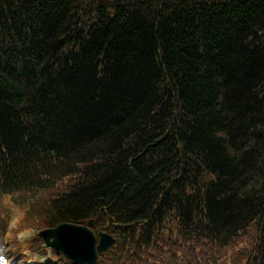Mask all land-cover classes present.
I'll return each mask as SVG.
<instances>
[{
    "label": "trees",
    "instance_id": "obj_1",
    "mask_svg": "<svg viewBox=\"0 0 264 264\" xmlns=\"http://www.w3.org/2000/svg\"><path fill=\"white\" fill-rule=\"evenodd\" d=\"M7 201L94 264H264V0H0V262L45 257Z\"/></svg>",
    "mask_w": 264,
    "mask_h": 264
},
{
    "label": "water",
    "instance_id": "obj_2",
    "mask_svg": "<svg viewBox=\"0 0 264 264\" xmlns=\"http://www.w3.org/2000/svg\"><path fill=\"white\" fill-rule=\"evenodd\" d=\"M90 225L94 222L90 221ZM47 246L54 247L58 252H63L76 264H90L98 259L106 249L112 246L116 240L114 237L100 233V242L94 232L85 225L61 224L55 228L41 232Z\"/></svg>",
    "mask_w": 264,
    "mask_h": 264
},
{
    "label": "rangeland",
    "instance_id": "obj_3",
    "mask_svg": "<svg viewBox=\"0 0 264 264\" xmlns=\"http://www.w3.org/2000/svg\"><path fill=\"white\" fill-rule=\"evenodd\" d=\"M5 206V209L10 213V225L11 227H13L15 224H19V226L16 227L15 229V232L13 234H16L17 235V239L20 237H24V235H20L19 233L20 232V226L22 225L23 221H24V218L27 214V208L25 209L24 207L20 206V205H17V204H14L13 202H5L4 204ZM35 219V218H34ZM2 223V220L0 218V224ZM43 222H34L31 223L32 227L28 229V231H36V230H39V228H41ZM1 227V226H0ZM27 237H25L26 239ZM3 244V247L5 246V244L2 242L0 244V248H1V245ZM1 254V253H0ZM41 262H43L41 260ZM0 264H2V260L0 262ZM32 264H35V263H32Z\"/></svg>",
    "mask_w": 264,
    "mask_h": 264
}]
</instances>
